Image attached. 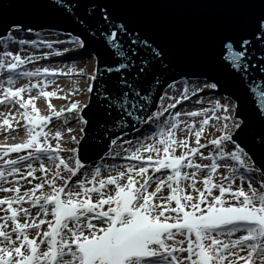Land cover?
<instances>
[{"label": "snow or ice", "instance_id": "obj_1", "mask_svg": "<svg viewBox=\"0 0 264 264\" xmlns=\"http://www.w3.org/2000/svg\"><path fill=\"white\" fill-rule=\"evenodd\" d=\"M149 2L29 0L67 39L0 3V129L25 133L0 144V264H264V0H219L183 61L134 11ZM81 49L84 67L40 66Z\"/></svg>", "mask_w": 264, "mask_h": 264}, {"label": "water", "instance_id": "obj_2", "mask_svg": "<svg viewBox=\"0 0 264 264\" xmlns=\"http://www.w3.org/2000/svg\"><path fill=\"white\" fill-rule=\"evenodd\" d=\"M5 2L0 0V3ZM227 10L228 5L219 0H151L134 11L151 25L158 36L170 43L177 60L183 61L199 50L207 31ZM4 11L30 25L42 26V29L36 27V31L79 34L71 24L48 15L44 9L29 6V0H10V6ZM78 52L80 57H89L83 49Z\"/></svg>", "mask_w": 264, "mask_h": 264}, {"label": "bare ground", "instance_id": "obj_3", "mask_svg": "<svg viewBox=\"0 0 264 264\" xmlns=\"http://www.w3.org/2000/svg\"><path fill=\"white\" fill-rule=\"evenodd\" d=\"M44 33H46L44 37L48 38V39H56V38L67 39V37L65 35H60L59 37H57L55 35L56 33L52 32V31H44ZM48 33H53V35L49 36ZM64 47H70V45L69 44H65ZM77 54H79V53L78 52L64 53L62 56H55L56 58H49L51 60L50 63H48V64H44L43 63V64H40V66H44V65L45 66L48 65L49 67L63 66L65 68H67L68 66L75 65L77 67H82V63H81L82 59H81V57L77 56ZM87 61H89V57L87 58ZM84 81H85V78L82 77V76H78V75L63 76V77H59L58 76L53 81V83L50 84L49 86L52 87V88H57V86H58L61 89L64 88V87L65 88L66 87L71 88L73 86V84H75V83H79L80 85H83ZM18 82H20V83H18ZM18 82H16V85H14V86H19L20 84L28 83V81L26 79L19 80ZM17 83H18V85H17ZM32 94H35V91H33ZM38 98H37V100H38ZM60 101H64V100L60 99ZM65 105H66V102L64 101L62 103V106H65ZM0 110H2L4 112H7L9 110V107L7 105H3V106H0ZM11 110H13V108ZM52 121H54L52 126H55L58 123L60 125H63V122L56 121L55 118H53ZM72 124H74V123L69 122L68 126L71 127ZM73 128H75V126ZM22 131L23 130H17L16 132H12V133L10 132V134L7 135V137H5L3 130H1L0 131V137L8 138V137H10V135L18 136Z\"/></svg>", "mask_w": 264, "mask_h": 264}, {"label": "rangeland", "instance_id": "obj_4", "mask_svg": "<svg viewBox=\"0 0 264 264\" xmlns=\"http://www.w3.org/2000/svg\"><path fill=\"white\" fill-rule=\"evenodd\" d=\"M45 38V37H44ZM49 59L47 60V61H41V62H39L40 64H48L49 63ZM81 63H82V67H84L87 63H88V61H87V59L86 58H83L82 59V61H81ZM45 66V65H44ZM48 66V65H47ZM22 80V79H21ZM26 82V81H25ZM18 83H20V82H18ZM18 83H17V85H18ZM56 88H52V87H48L46 90H55ZM61 89V88H60ZM64 91H67L69 88L68 87H64V88H62ZM32 95H36V92H35V94H32ZM207 99H208V95L206 94L205 96H204V100L205 101H207ZM50 101H51V103L57 108V109H59L61 106H62V103L64 102V101H60V99L59 98H50ZM184 103V107L183 108H181V106H177L178 107V109H180V110H188L190 107H191V105L194 103V101H185V102H183ZM36 105H37V107H38V109L40 110V113L41 114H44V115H47L48 114V109H47V105H46V102H45V100L44 99H42V98H38V100L36 101ZM66 106V105H65ZM12 111H15V108H13V110ZM53 122L54 121H52L47 127H46V130L47 131H50V132H55V131H57V130H62L63 129V125H60L59 123L57 124V125H55V126H52V124H53ZM21 123H23L22 121H21ZM76 127V125L75 124H72L71 125V127ZM1 130H3V129H0V131ZM12 133V132H11ZM24 136H25V133H24V131H22L18 136H13V135H10V137H8V138H4V137H0V144H3V143H13V142H20L23 138H24ZM112 161H109V163H111ZM117 164H120V163H123V161H115Z\"/></svg>", "mask_w": 264, "mask_h": 264}]
</instances>
